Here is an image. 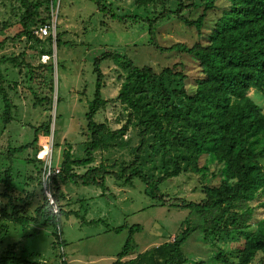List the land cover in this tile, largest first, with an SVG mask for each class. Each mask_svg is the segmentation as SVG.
Wrapping results in <instances>:
<instances>
[{
  "label": "trees",
  "instance_id": "1",
  "mask_svg": "<svg viewBox=\"0 0 264 264\" xmlns=\"http://www.w3.org/2000/svg\"><path fill=\"white\" fill-rule=\"evenodd\" d=\"M19 1L24 8L19 22L21 29L12 37L0 40V48L7 41L23 36L41 42L33 30L50 18L53 0ZM91 1L101 13L116 21L131 19L137 23L143 20L147 25L150 47L158 56L169 60L160 69H155L146 58L138 65L132 55L114 50H105L94 58L95 91L85 114L89 136L83 144L84 156L77 158L69 150L65 151L60 171L51 180L54 201L59 200L58 182L95 185L105 192L106 176L126 182L138 178L144 184L145 193L160 204L209 216L203 217L201 225L185 227L172 241L152 246L127 259L124 258L136 247L133 235L141 226L123 224L112 227L114 231L127 228L128 235L116 258L109 264H185L187 258L183 244L198 229L205 235L225 233L231 240L242 235L244 242L236 260L221 250L215 253L214 260L223 264H264V227L251 231L247 223L252 211L248 203L264 192V110L247 94L250 88H255L264 96V0H202L201 4L175 0L174 8H167L166 2L170 0H134L138 6H162L156 15L145 18L136 14H118L103 0ZM42 10L46 11L45 15L41 14ZM168 17L176 20L163 30L188 33L189 39L167 43L156 27ZM45 38L50 42L54 40L52 36ZM55 38L56 46H59L63 42L61 35L56 33ZM40 54L50 56L51 51L40 50ZM8 60L14 67H26L29 74L36 68H48L50 71L53 68L52 62L33 67L17 57H3L0 63ZM105 60L122 62L126 66L127 77L116 99L130 109L136 125L142 126L134 157L120 170H111L103 162L92 165L97 150L126 144L121 139L126 131L125 124L112 131L104 122L94 120L97 111L109 101L101 96V64ZM158 86L163 102L170 106L174 119L180 120L177 129L171 123V115L161 113L157 106L155 97L159 93L153 90ZM0 94L4 100V123H8L12 102L1 72ZM175 98L184 105H168ZM41 127L44 133L49 134V124ZM38 128L30 143L8 149L9 159L11 152H19L38 142ZM115 137L120 139L111 141ZM156 145L163 150L164 161L172 166L171 169L161 167L162 175L159 177L142 168L146 148L152 147L154 151L158 148ZM170 147L177 152L172 161H168L171 158ZM217 164L220 165L218 183L204 185L201 188L204 196L198 200L172 196L160 188L162 182L182 172L206 175ZM78 167L84 168L82 172L76 170ZM211 175H215L213 171ZM11 179L10 176L5 178V189L0 192V198L5 201L0 208V240L8 233L9 224L23 228L30 224H44L51 227L56 243L62 248L59 211L53 210V205L42 193L43 204L36 207L34 214L28 213L23 204L7 195L12 186ZM97 221L90 220L89 223ZM107 228L111 229L109 225ZM14 246L8 245L0 256V264H45L17 256L13 253Z\"/></svg>",
  "mask_w": 264,
  "mask_h": 264
},
{
  "label": "rangeland",
  "instance_id": "2",
  "mask_svg": "<svg viewBox=\"0 0 264 264\" xmlns=\"http://www.w3.org/2000/svg\"><path fill=\"white\" fill-rule=\"evenodd\" d=\"M191 1L202 3V0ZM103 3L118 14H136L143 18L152 17L162 10L161 5L138 6L134 0H103ZM53 6L57 33L63 41L59 46H56V38L53 37L51 42L40 37L41 42H37L23 36L15 41H7L0 48V60L3 57H17L33 67L39 63L52 62L53 65L52 71L41 67L29 74L26 67H14L9 60L0 63L4 87L12 102L11 119L4 123V100L0 94V192L5 189V178L10 176L12 186L7 190V195L23 204L30 214H34L36 207L43 204L45 192L41 185L43 187L47 150L52 148V162L57 167H60L67 150L74 157L84 156L83 144L89 136L85 114L95 91L94 58L105 50H114L123 55H132L138 65L146 58L155 69H160L169 60L158 56L150 47L147 25L143 20L137 23L131 19L116 21L101 13L91 0H53ZM166 6L174 8L176 1L170 0ZM23 11L19 0H0V40L12 37L21 29L19 22ZM45 12L42 10L41 14L45 15ZM175 20L174 17H168L157 24L156 31L167 43L190 37L188 33L173 29L170 32L163 30L171 27ZM40 50L51 51V55H42ZM101 70V96L109 101L97 111L94 120L104 122L112 131L125 124L126 131L121 139L126 144L97 150L92 165L103 162L111 170H120L133 159L142 126L136 125L130 109L116 99L127 77L126 66L122 62L119 64L114 60H105ZM156 91L159 93L155 98L160 112L171 115V123L177 129L180 120L174 119L170 106L163 102L159 86L153 90L154 93ZM247 94L264 110V96L259 91L250 88ZM178 102L175 98L168 105H184ZM45 123L50 125L49 134L44 133L41 127ZM36 128L38 142L19 152H11L9 159L8 149L30 143ZM119 139L115 137L111 141ZM156 146L158 148L154 151L152 147L146 148L142 168L159 177L162 175L161 167L171 169L172 166L164 161L161 147ZM169 154L171 158L168 161H172L177 152L170 147ZM219 167V164L211 167L206 175L182 172L162 182L160 188L172 196L198 200L204 196L201 191L204 185L218 183ZM83 169L76 168L80 172ZM212 171L215 175H211ZM104 184L107 186L105 192L95 185L58 182L59 200L55 202L53 210L59 211L62 248L56 243L50 226L30 224L23 228L9 224L8 233L0 240V256L8 245L15 244L14 254L40 263L109 264L116 258L128 235L127 228L114 231L112 227L123 224L141 226L133 235L136 247L124 258L127 259L147 248L172 241L185 227L201 225L203 217L209 216L160 204L145 193L144 184L138 178L126 182L106 176ZM248 204L252 208L247 221L248 229L256 231L264 227V192ZM4 205L5 201L0 198V208ZM90 220L98 221L89 223ZM108 225L111 229L107 228ZM243 242L241 234L231 240L225 233L205 235L204 231L198 229L183 244L187 258L185 264H223L213 259L219 250L236 260Z\"/></svg>",
  "mask_w": 264,
  "mask_h": 264
},
{
  "label": "built area",
  "instance_id": "3",
  "mask_svg": "<svg viewBox=\"0 0 264 264\" xmlns=\"http://www.w3.org/2000/svg\"><path fill=\"white\" fill-rule=\"evenodd\" d=\"M50 18L47 19V21L43 24L38 25L33 31L38 35L40 38H45L48 36H52L55 38L57 33V22H56V12L54 10V7H51L50 12ZM60 171V167H57L52 162V148L47 150L46 159L44 162V168H43V190L45 192V195L47 196L49 202L53 205H55V201L52 197V177L55 174H58Z\"/></svg>",
  "mask_w": 264,
  "mask_h": 264
}]
</instances>
